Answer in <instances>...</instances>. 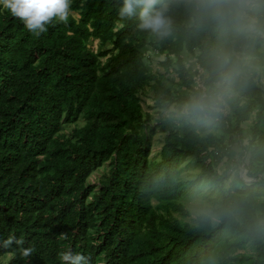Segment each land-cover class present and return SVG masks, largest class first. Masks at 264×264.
Segmentation results:
<instances>
[{
	"label": "trees",
	"instance_id": "1",
	"mask_svg": "<svg viewBox=\"0 0 264 264\" xmlns=\"http://www.w3.org/2000/svg\"><path fill=\"white\" fill-rule=\"evenodd\" d=\"M121 3L72 0L78 17L54 20L39 36L0 5V244L15 236L35 249L26 259L16 245L0 248V264H62L65 251L89 264H200L221 238L172 215H187L177 205L191 191L177 180L183 160L207 172L213 143L158 119L187 84L173 63L178 48L121 22ZM147 49L162 58V72L148 71ZM245 132L264 143L262 88L246 94L225 126L229 139ZM156 133L164 135L158 162L149 158ZM105 163L104 178L86 184ZM244 248L225 264H264V249L239 254Z\"/></svg>",
	"mask_w": 264,
	"mask_h": 264
},
{
	"label": "clouds",
	"instance_id": "2",
	"mask_svg": "<svg viewBox=\"0 0 264 264\" xmlns=\"http://www.w3.org/2000/svg\"><path fill=\"white\" fill-rule=\"evenodd\" d=\"M0 5L39 36L54 20L67 23L72 0H0ZM121 22L157 44L178 48L174 66L187 82L168 99L158 119L213 143L212 166L181 179L191 184L184 209L196 228L221 238L200 264H225L243 244L264 249V143L250 133L231 139L225 126L246 94L264 88V0H122ZM60 239H68L61 233ZM10 236L0 244L30 258L33 247ZM62 264H89L80 253H61Z\"/></svg>",
	"mask_w": 264,
	"mask_h": 264
},
{
	"label": "rangeland",
	"instance_id": "3",
	"mask_svg": "<svg viewBox=\"0 0 264 264\" xmlns=\"http://www.w3.org/2000/svg\"><path fill=\"white\" fill-rule=\"evenodd\" d=\"M75 18H77V14L75 13V15H73ZM89 47L97 53V50L99 48V45H98V41L94 40L89 43ZM106 48H110V46L108 45ZM148 52H146V65H147V68H148V71H155V70H158L160 72H162V68L161 66L159 65V61L162 59L161 57H158L156 56L154 53H150L149 52V49H147ZM110 55H112L111 52H109V55H106L105 57H101L100 58V62L102 64V62L104 63L105 60L107 58L110 57ZM169 78V76H168ZM171 80L172 82L174 83L175 82V78L171 77ZM170 88H175V85L172 84L170 85ZM263 89V95H264V88ZM145 91L147 92V95H143L142 98H143V101L145 102V110L147 111H150V113H152L154 111V109H149V106L152 105V101H151V92L149 91V88L148 87H145ZM154 119V118H153ZM152 119V122H154ZM250 123V121H249ZM81 125V123L79 124V126ZM71 126H65L63 132L70 136V131H71ZM163 137L164 135L162 133H156V135L151 139V147H150V155H149V158L151 161H154V162H158L160 160V151H161V148L163 146ZM108 165L107 163L103 164L99 169H97L96 171L92 172L89 176V178L87 179V182L86 184H92V185H97L98 182L104 178L105 174L108 172ZM199 169L195 166L194 162L192 159L190 158H185L180 166V172H179V175L177 176V180L178 181H181L183 183H188L186 180H183L181 179V177L183 175H186V174H191L193 172H198ZM186 200V198H180L179 200H177V205H181L182 208H183V212H185V209H184V201ZM153 205L155 206L157 203L155 201L152 202ZM174 217H176L177 219L181 220L182 222L184 223H193L190 219V217L188 215H185L183 216L181 214L180 211H174L173 214H172ZM239 254L241 255H248V256H253L254 253H250L248 249L244 248ZM0 261H3L5 262L6 259H2L0 258Z\"/></svg>",
	"mask_w": 264,
	"mask_h": 264
}]
</instances>
